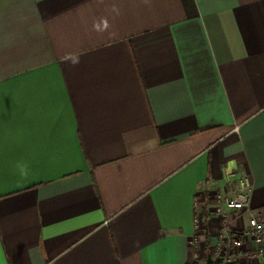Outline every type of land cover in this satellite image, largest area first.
Wrapping results in <instances>:
<instances>
[{
  "label": "crops",
  "instance_id": "1",
  "mask_svg": "<svg viewBox=\"0 0 264 264\" xmlns=\"http://www.w3.org/2000/svg\"><path fill=\"white\" fill-rule=\"evenodd\" d=\"M232 173L264 220V0H0V264H207Z\"/></svg>",
  "mask_w": 264,
  "mask_h": 264
},
{
  "label": "built area",
  "instance_id": "2",
  "mask_svg": "<svg viewBox=\"0 0 264 264\" xmlns=\"http://www.w3.org/2000/svg\"><path fill=\"white\" fill-rule=\"evenodd\" d=\"M231 176L232 184L212 193L214 205L210 212L219 219L216 242L211 248L215 264H264V220L263 213L252 207L253 183L246 173ZM200 221L201 214L197 213L195 223ZM235 223L241 227L236 229ZM247 241L252 249L245 248Z\"/></svg>",
  "mask_w": 264,
  "mask_h": 264
},
{
  "label": "rangeland",
  "instance_id": "3",
  "mask_svg": "<svg viewBox=\"0 0 264 264\" xmlns=\"http://www.w3.org/2000/svg\"><path fill=\"white\" fill-rule=\"evenodd\" d=\"M210 255L214 256V252H213V250L211 248H210ZM204 258H206V255L204 256ZM212 259H214V258H212ZM204 262H205V259L203 261H201V262L198 260L196 262V264H205Z\"/></svg>",
  "mask_w": 264,
  "mask_h": 264
},
{
  "label": "water",
  "instance_id": "4",
  "mask_svg": "<svg viewBox=\"0 0 264 264\" xmlns=\"http://www.w3.org/2000/svg\"><path fill=\"white\" fill-rule=\"evenodd\" d=\"M207 264H211L212 263V259H211V256L210 254L207 256Z\"/></svg>",
  "mask_w": 264,
  "mask_h": 264
},
{
  "label": "trees",
  "instance_id": "5",
  "mask_svg": "<svg viewBox=\"0 0 264 264\" xmlns=\"http://www.w3.org/2000/svg\"><path fill=\"white\" fill-rule=\"evenodd\" d=\"M209 251V250H208ZM213 258V256L211 255V259ZM213 261V260H212Z\"/></svg>",
  "mask_w": 264,
  "mask_h": 264
}]
</instances>
